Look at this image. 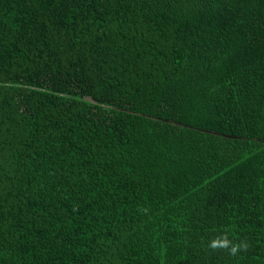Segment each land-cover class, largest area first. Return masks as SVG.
Segmentation results:
<instances>
[{"label": "trees", "instance_id": "16d2710c", "mask_svg": "<svg viewBox=\"0 0 264 264\" xmlns=\"http://www.w3.org/2000/svg\"><path fill=\"white\" fill-rule=\"evenodd\" d=\"M0 264H264V0H0Z\"/></svg>", "mask_w": 264, "mask_h": 264}, {"label": "clouds", "instance_id": "9594fccd", "mask_svg": "<svg viewBox=\"0 0 264 264\" xmlns=\"http://www.w3.org/2000/svg\"><path fill=\"white\" fill-rule=\"evenodd\" d=\"M248 247L245 240L238 243L231 240L227 232L218 235L208 243V248L211 250H226L230 256H237L240 252L247 251Z\"/></svg>", "mask_w": 264, "mask_h": 264}]
</instances>
